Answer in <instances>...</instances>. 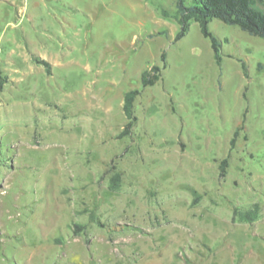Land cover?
Wrapping results in <instances>:
<instances>
[{"label": "rangeland", "instance_id": "obj_1", "mask_svg": "<svg viewBox=\"0 0 264 264\" xmlns=\"http://www.w3.org/2000/svg\"><path fill=\"white\" fill-rule=\"evenodd\" d=\"M176 11L0 0V264H264V38L212 19L218 65Z\"/></svg>", "mask_w": 264, "mask_h": 264}, {"label": "trees", "instance_id": "obj_2", "mask_svg": "<svg viewBox=\"0 0 264 264\" xmlns=\"http://www.w3.org/2000/svg\"><path fill=\"white\" fill-rule=\"evenodd\" d=\"M176 6V17L180 29L174 41H178L185 36L193 21L198 22L203 35L211 40L215 61L218 65H221L223 61L221 53L222 42L209 28V23L212 19L217 18L227 24L238 26L250 35L264 38V0H176ZM166 55L167 52L164 50L162 53L163 67L155 65L143 71L141 77L143 88L154 85L161 78L162 69L166 67ZM42 62L49 65L46 60ZM242 67L246 73V64L244 62H242ZM142 90L135 88L125 93L123 109L127 122L121 135L130 134L137 121L134 106L136 98L142 93ZM240 129L241 127L236 129L231 139V149L235 146ZM227 162L228 160L224 159L220 165L221 176L226 174ZM120 178V173H116L113 177L114 188H118ZM259 213L260 204L255 203L247 210L235 208L234 219L253 222L258 218Z\"/></svg>", "mask_w": 264, "mask_h": 264}]
</instances>
